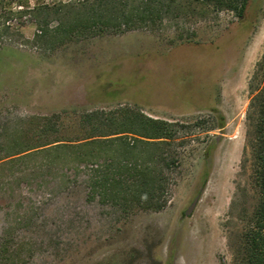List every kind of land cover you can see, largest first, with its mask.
<instances>
[{
    "label": "rangeland",
    "instance_id": "rangeland-1",
    "mask_svg": "<svg viewBox=\"0 0 264 264\" xmlns=\"http://www.w3.org/2000/svg\"><path fill=\"white\" fill-rule=\"evenodd\" d=\"M99 1L0 0V156L34 116L60 115L73 137L81 113L139 109L176 123L167 205L103 201L91 165L4 158L0 264H234L258 196L247 112L264 0L244 18L177 0L152 20L71 27Z\"/></svg>",
    "mask_w": 264,
    "mask_h": 264
},
{
    "label": "trees",
    "instance_id": "trees-1",
    "mask_svg": "<svg viewBox=\"0 0 264 264\" xmlns=\"http://www.w3.org/2000/svg\"><path fill=\"white\" fill-rule=\"evenodd\" d=\"M100 0L92 4L87 17H78L71 27L88 28L115 19L129 24L137 15L141 20L160 17L167 2L141 0L128 10L126 0ZM155 1V2H154ZM250 0H185L179 6L196 11L195 3L209 10H231L244 18ZM104 11H99L101 9ZM105 8V9H104ZM136 12V13H134ZM114 16H113V15ZM83 16L84 13H80ZM103 17L105 20H103ZM251 99L247 112L248 146L257 202L242 233L234 264H264V53L249 84ZM80 134H62L66 126L58 114L34 116L25 129L17 128L14 141L0 161H12L44 153L54 160L89 167L87 175L93 189L99 188L103 201L131 203L145 210L160 211L168 202L169 172L177 162L170 154L176 123L146 115L139 109L118 107L81 113ZM102 161V163H100Z\"/></svg>",
    "mask_w": 264,
    "mask_h": 264
},
{
    "label": "water",
    "instance_id": "water-1",
    "mask_svg": "<svg viewBox=\"0 0 264 264\" xmlns=\"http://www.w3.org/2000/svg\"><path fill=\"white\" fill-rule=\"evenodd\" d=\"M196 202H197V201H194V203L191 205V207H190L189 210H188V213H190V212L193 210V208H194L195 205H196Z\"/></svg>",
    "mask_w": 264,
    "mask_h": 264
}]
</instances>
